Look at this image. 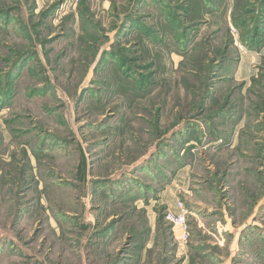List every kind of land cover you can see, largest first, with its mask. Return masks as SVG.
Returning <instances> with one entry per match:
<instances>
[{"label":"rangeland","instance_id":"obj_1","mask_svg":"<svg viewBox=\"0 0 264 264\" xmlns=\"http://www.w3.org/2000/svg\"><path fill=\"white\" fill-rule=\"evenodd\" d=\"M0 264H264V0H0Z\"/></svg>","mask_w":264,"mask_h":264},{"label":"built area","instance_id":"obj_2","mask_svg":"<svg viewBox=\"0 0 264 264\" xmlns=\"http://www.w3.org/2000/svg\"><path fill=\"white\" fill-rule=\"evenodd\" d=\"M186 217L187 210L180 202L176 204L175 210L168 211L165 215V220L174 228L179 229L182 239H184V237H187Z\"/></svg>","mask_w":264,"mask_h":264}]
</instances>
